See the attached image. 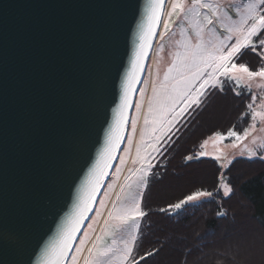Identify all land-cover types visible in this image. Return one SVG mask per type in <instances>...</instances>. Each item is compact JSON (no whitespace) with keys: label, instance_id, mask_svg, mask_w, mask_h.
Masks as SVG:
<instances>
[{"label":"water","instance_id":"95a60500","mask_svg":"<svg viewBox=\"0 0 264 264\" xmlns=\"http://www.w3.org/2000/svg\"><path fill=\"white\" fill-rule=\"evenodd\" d=\"M146 5L0 0V264H41L43 250L73 213L115 124ZM159 29L72 247L124 145Z\"/></svg>","mask_w":264,"mask_h":264},{"label":"snow or ice","instance_id":"6c2138e0","mask_svg":"<svg viewBox=\"0 0 264 264\" xmlns=\"http://www.w3.org/2000/svg\"><path fill=\"white\" fill-rule=\"evenodd\" d=\"M165 3L166 0H147L146 14L139 26V43L133 54L131 69L125 78L121 104L117 110L115 124L109 130L106 147L101 153L96 168L90 174L89 180L86 181L83 194L75 205L73 213L68 217L64 226L58 230L56 237L43 250L41 264H65L68 258L75 233L84 219V214L89 210L96 185L100 182L99 177L104 174L100 164L103 163L104 168L108 166L107 161L112 159L111 154L120 142V132L125 124L124 112L129 105V94L137 82L142 61L158 25H163L164 31L160 34L163 40L164 36L171 31L172 24L175 23L171 20L173 15L178 19L182 16L183 20L187 22V27L180 26V35L183 39L176 41L179 48L171 65L164 73V83L160 90L153 87L149 112H153L152 105H156L158 117L152 121L156 126L151 131L153 133L158 131L160 134L151 137L152 142L147 144V148H150L151 151H147L146 148L144 155H141V148L137 147V160L133 163L139 162L141 167L130 170L135 176V180L129 177L128 179L132 180V183L124 185L121 188V193L117 194L116 199L119 203L114 202L108 213V218L104 222V227L101 229V234L97 235L92 246L87 248L88 256L84 258V264H139L134 252L140 235L141 220L147 216L142 207V198L152 167V152L160 151L159 142L172 131L184 113L193 106L200 107L202 98L207 95L208 88H219L223 91L225 81L221 77L233 81L237 87L243 84L249 88L252 82L259 78L262 83L258 87L264 90V67L258 71H251L245 63L237 64L235 62L240 59L245 49H250L252 52H256L258 46L264 49V0H246L242 3H237V0H171V8L167 13L168 18L162 20V8ZM229 9L235 10L238 19L233 20L229 15ZM260 55L264 58V52H261ZM248 108L251 110L253 121L259 118V121L264 123V111H256L251 103ZM149 122V119L145 117L144 124L148 125ZM132 128L135 132L136 120L132 121ZM255 128V124L250 125L249 129H245L243 135L229 130L227 136L235 137L236 141H242ZM212 139L219 143L225 137L220 132H216L214 137H209V140ZM209 140H205L200 147L205 148ZM141 141H144L143 130L141 131ZM129 143L131 144V140ZM252 144L256 147L246 145L245 150L249 156H256V148H264V143L257 144L253 139ZM225 147L236 148L237 144L233 142ZM217 153L214 157L217 161L222 158L227 159L220 154V149H217ZM198 155L206 156L208 153L201 151ZM187 159L191 160L193 157L189 156ZM145 162H147V167L143 166ZM228 163H231V160H228ZM220 190L224 197H229L233 193V187L229 183L223 182L222 177L217 191ZM212 197H214L212 191L197 190L160 211L177 213L179 210L185 209L186 205L196 204ZM217 215L224 217L226 213L218 212ZM109 238L111 243H105ZM87 240L86 234L85 239L81 240L80 246L72 255L71 264H79ZM240 241L250 243L243 234L240 236ZM261 249L264 251V239L261 240ZM154 254L156 253L148 252L146 255ZM143 259L145 257L141 256L140 260Z\"/></svg>","mask_w":264,"mask_h":264},{"label":"trees","instance_id":"16d2710c","mask_svg":"<svg viewBox=\"0 0 264 264\" xmlns=\"http://www.w3.org/2000/svg\"><path fill=\"white\" fill-rule=\"evenodd\" d=\"M261 52L264 49L259 46L256 52L245 49L235 62L258 71L264 67ZM222 80L223 91L208 88L200 107L193 106L179 118L160 151L151 159L142 198L147 216L141 220L134 252L139 264H237L226 253L218 254L222 252L221 244L236 229H242L246 221L264 235V156L236 157L225 169L213 157L187 159L197 155L202 150L201 144L216 132L230 129L242 132L252 122L248 105L253 104V91L246 86L237 87L231 80ZM224 103L221 117L218 110ZM222 175L233 187L229 197H224L222 190L217 191ZM181 183H186V188L170 196V191ZM197 190L212 191L214 197L186 205L177 213L160 211ZM218 212L226 215L218 216ZM178 235H185L186 241ZM204 247L208 253L202 255ZM148 252L156 254L147 256ZM141 256L145 259L140 260ZM246 264H264V260L254 258Z\"/></svg>","mask_w":264,"mask_h":264},{"label":"rangeland","instance_id":"374dc122","mask_svg":"<svg viewBox=\"0 0 264 264\" xmlns=\"http://www.w3.org/2000/svg\"><path fill=\"white\" fill-rule=\"evenodd\" d=\"M246 2V0H237V3ZM171 8V0H166L162 20L167 19V13ZM229 15L232 16L233 20L238 19V16L235 13L234 9H229ZM171 20L175 21L171 26V31L164 36V39H161L160 34L164 31L163 25L160 24V29L158 31V35L156 41L154 43V47L149 55L145 73L138 89L136 99L133 105L132 113L130 115V120L127 129V135L124 142V145L121 149V152L118 156V159L113 166L109 177L96 201L94 211L91 217L88 219L86 225L84 226L82 232L78 236L75 241L68 258L65 264H71V257L76 252V248L80 246L81 240L85 239V235L87 234L88 240L86 241L84 248L85 251L81 254L79 259V264H84V258L88 256L87 248L92 246V242L95 240L97 235L101 234V229L104 227V222L108 218V213L112 209L114 202L119 203L117 201V194L121 193V188L129 183H132V180H135V176L133 175L132 169L140 168L141 164L139 162L133 163V161L137 160V147L141 148V155H144L145 149L147 148V144L151 143L152 136H158L160 133L157 131L153 133L151 130L154 126L152 121L158 117V112L156 111V105H152L153 112H149L150 101L153 97V87H156L157 90H160L161 85L164 83V73L167 71L168 67L171 65L174 55L179 48L176 41L183 39L180 35L181 25L187 27V22L183 20L181 16L179 19L173 15ZM189 34H191L189 32ZM223 34V33H222ZM234 42V41H233ZM162 49V50H161ZM252 71V70H251ZM224 79V77H221ZM262 83V81L257 78L256 81L252 82L251 87H247L252 90L254 93L255 100H253V108L256 111H264V90H262L258 85ZM241 86H244L241 84ZM143 93V95H142ZM139 106V108H138ZM224 106L220 107L218 113L221 114L224 112ZM178 110V109H177ZM216 113V115L218 114ZM147 117L149 119V124H144V119ZM219 118V117H217ZM136 120V131L133 132L132 121ZM255 124L256 128L254 131H251V134L247 136L246 139L242 141H236L235 137L227 136V132H220L225 139L219 143L216 142L215 139L209 140L208 144L201 151H206L208 155L192 156L194 157H215L217 155V149H220V154L227 159H221L219 163L225 169L227 167L228 160H233L236 157H263L264 156V148H256L257 155L249 156L247 151L245 150V146L248 147H256L252 144L253 139L256 140L257 144L264 143V123L259 121L257 118L256 121H253L250 125ZM248 126L246 129H249ZM144 131V141H141V131ZM234 130V129H230ZM237 133L243 135L244 131L239 132L234 130ZM169 134V133H168ZM167 134V135H168ZM167 135L163 140L159 142V148L162 147L164 141L167 138ZM211 137H214L212 135ZM131 140V144L129 141ZM233 142L237 144L236 148L225 147L226 145H230ZM147 151H151L150 148H147ZM243 153V154H241ZM156 152H152V157H154ZM144 167H147V162L144 163ZM205 169H209L206 167ZM212 173V171H210ZM198 176V175H197ZM132 177V180L128 178ZM223 178V182L227 183L224 175L221 176ZM198 180V179H197ZM186 183L179 184L176 188L170 191V196H176L180 194V192L186 188ZM111 186V187H110ZM244 205V203L242 202ZM247 216V215H246ZM245 216V217H246ZM91 226V227H90ZM242 229H236V233L232 235L231 238L226 240L223 244H221L222 252L218 251V254L223 255L226 253V257H229L231 260L235 261L237 264H246L247 261H251V259L257 258L259 260H264V251L261 249V240L264 239V235L262 232L258 234V228L252 226L251 223L246 221L242 224ZM256 231V232H255ZM260 231V230H259ZM243 234L248 238L250 243L241 242L240 236ZM184 242L186 241V236H179ZM105 243H111V239H107ZM206 250V252L204 251ZM216 251V250H215ZM202 255L208 253V248H205L200 252Z\"/></svg>","mask_w":264,"mask_h":264}]
</instances>
